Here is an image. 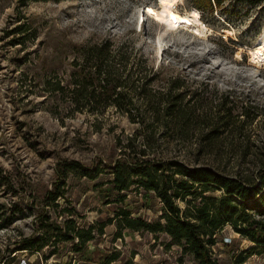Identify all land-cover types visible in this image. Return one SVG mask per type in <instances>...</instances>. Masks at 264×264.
Returning a JSON list of instances; mask_svg holds the SVG:
<instances>
[{
  "label": "rangeland",
  "instance_id": "374dc122",
  "mask_svg": "<svg viewBox=\"0 0 264 264\" xmlns=\"http://www.w3.org/2000/svg\"><path fill=\"white\" fill-rule=\"evenodd\" d=\"M165 2L0 0V168L15 180L22 208H31L36 201L38 211L54 213L52 206L40 202L60 179L59 166L78 162L99 174L90 180L81 173H69L62 186L68 202L61 201L58 212L65 208L77 213L85 228L113 217L115 209L123 206L134 218L151 221L161 214L159 199L142 189L129 192L124 204L105 203L111 178L106 166L118 158L119 142L125 144L139 126L131 123L130 113L118 112L113 104L101 112L104 104H79L82 111H76L70 104L42 103L41 82L53 75L69 82L77 57L74 48L79 45L110 40L117 48L128 42L129 48L135 46L143 55L139 63L154 69L162 97H167L169 84L181 86L172 97L181 94L185 97L177 104L194 108L186 134L178 132L175 118H163L162 123H169L163 127L145 112L148 100L134 98L133 104H125L136 108L131 114L137 122H145L146 130L156 126L152 156L211 166L235 164L244 151L248 156L243 161L253 162L264 152L241 148L237 135L223 128H219L222 141L212 148L210 141L222 102L235 112L245 107L251 114H261L254 127L264 136V60L252 61L264 35V6L229 0L211 14L191 8L186 0H173L174 18L167 25L161 17ZM187 14H197L203 26L196 31L181 26ZM19 27L24 33L12 34ZM26 90L32 91L29 97ZM3 193L0 188V203L10 206L21 201ZM33 222V216L26 217L0 231V264H195L178 246L167 247L170 239L164 234L155 239L149 233L125 231L114 240L112 227L105 229L104 236L97 234L83 255L73 252L71 244L60 246L58 254L47 259L44 256L53 248L45 249L43 255L16 251L21 235L34 234ZM251 246L227 226L218 235L213 256L218 264H237V256ZM104 256L107 260L116 256V261L99 263ZM242 264H264V253Z\"/></svg>",
  "mask_w": 264,
  "mask_h": 264
},
{
  "label": "trees",
  "instance_id": "16d2710c",
  "mask_svg": "<svg viewBox=\"0 0 264 264\" xmlns=\"http://www.w3.org/2000/svg\"><path fill=\"white\" fill-rule=\"evenodd\" d=\"M186 1L191 8L212 14L229 0ZM232 1L248 7L264 6V0ZM23 31L19 27L12 34H23ZM13 43L18 44L16 41ZM128 45L126 42L116 48L113 42L106 40L75 46L77 57L70 81L66 83L57 75L43 79L40 95L44 98L42 103L70 104L76 111H82L79 104H104L101 112L113 104L118 112L130 113L131 123L139 126L125 144L119 142L118 158L106 166L111 178L107 182L110 190L105 203L124 204L129 192L142 189L159 199L162 204L160 216L151 221L134 218L132 211L123 206L115 209L113 217L82 227L76 218L77 213L65 208L58 212L60 202H68L62 186L69 173L78 172L94 180L99 172L78 162H63L58 168L60 179L54 183L55 188L48 191L43 202H40L52 206L54 213L47 209L38 211L36 201L31 208H22L23 199L15 190V180L0 168L3 195L21 199L10 206L0 203V231L8 230L19 220L33 216L34 234L30 237L21 235L16 251L43 255L45 249L53 248L48 256H44L47 259L57 255L59 247L67 244L72 245L73 252L83 255L88 243L94 241L97 234L103 236L107 227L114 226V240L121 239L125 231L149 233L155 239H158L157 235L164 234L170 239L167 247L178 246L183 254L192 256L195 264H218L213 249L218 243V235L230 226L240 237L252 243L250 248L237 256V264H242L251 256L263 254L264 152L253 162L243 161L248 156L244 151L235 164L220 162L211 166L152 156L157 142L156 126L146 130L145 122H137L131 114L136 108H128L125 104H133L134 98L148 100L145 112L150 113L163 127L169 125L168 122L162 123L163 118H175L180 124H175L176 129L184 134L192 124L194 108L191 104H177L185 96L178 94L172 97L173 91L181 89L176 82L169 84L167 97H162L164 93L155 86L158 77L154 69L141 65L139 60L144 58L143 55L135 46L129 48ZM21 82L26 80L23 78ZM31 93V90L24 91L25 97ZM222 104V110L213 123L215 130L211 132V148L222 141L219 128H223L237 135L241 148L264 150V136L258 134L254 127L261 114H251L245 111V107L241 112H235L226 103ZM100 186L98 184L96 187ZM109 259L104 256L99 263H112L116 261V256Z\"/></svg>",
  "mask_w": 264,
  "mask_h": 264
},
{
  "label": "bare ground",
  "instance_id": "6f19581e",
  "mask_svg": "<svg viewBox=\"0 0 264 264\" xmlns=\"http://www.w3.org/2000/svg\"><path fill=\"white\" fill-rule=\"evenodd\" d=\"M173 6V0H166L165 2V7L163 8L162 11V19L164 20V23L169 25L173 21L174 14L171 11V8ZM146 13V12H145ZM181 23L180 25L185 27L186 29L196 31L198 28L197 26H203L199 20L197 14H187L184 15V17L180 20ZM204 34L203 30L201 31L200 35ZM259 47L256 49L255 52L252 53V61H254L257 64H261V62L264 60V35L261 38L259 42Z\"/></svg>",
  "mask_w": 264,
  "mask_h": 264
},
{
  "label": "crops",
  "instance_id": "0c3cea01",
  "mask_svg": "<svg viewBox=\"0 0 264 264\" xmlns=\"http://www.w3.org/2000/svg\"><path fill=\"white\" fill-rule=\"evenodd\" d=\"M110 227H112V228H113V230L115 231V227H114V226H110ZM104 235H105V234H104ZM104 235H103V236H104ZM87 249H88V248H87Z\"/></svg>",
  "mask_w": 264,
  "mask_h": 264
},
{
  "label": "water",
  "instance_id": "95a60500",
  "mask_svg": "<svg viewBox=\"0 0 264 264\" xmlns=\"http://www.w3.org/2000/svg\"><path fill=\"white\" fill-rule=\"evenodd\" d=\"M145 9H147V8H145ZM145 11V10H144ZM144 13V12H143Z\"/></svg>",
  "mask_w": 264,
  "mask_h": 264
}]
</instances>
